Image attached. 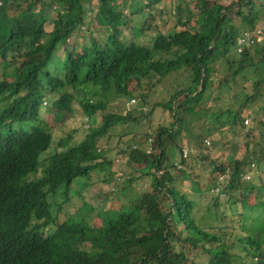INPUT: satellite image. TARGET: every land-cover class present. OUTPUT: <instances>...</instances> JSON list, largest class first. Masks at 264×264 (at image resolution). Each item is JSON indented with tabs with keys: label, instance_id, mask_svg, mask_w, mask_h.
<instances>
[{
	"label": "trees",
	"instance_id": "16d2710c",
	"mask_svg": "<svg viewBox=\"0 0 264 264\" xmlns=\"http://www.w3.org/2000/svg\"><path fill=\"white\" fill-rule=\"evenodd\" d=\"M256 1L179 0L170 12L164 5L170 0H0V264H264V183L243 180L255 167L264 171V104L252 110L264 98V44L244 40L264 19ZM166 16L168 31L157 27ZM85 30L98 34L77 47L71 39ZM173 75L182 86L163 104L172 125L153 137L146 131L144 142L119 135L116 149L106 152L100 140L150 116L153 109L141 112L139 104L149 105L153 89ZM229 92L237 108L212 111ZM131 99L135 108L127 107ZM75 102L88 128L78 142L73 134L55 142L44 114L64 124L75 115ZM250 110L254 126L246 130L244 156L233 149L219 162L204 147L209 181L195 179V160L176 152L184 149L181 134L191 119L211 116L225 134L213 143L228 150ZM119 156L130 167L119 177L127 187L99 210L89 203L62 214L58 196L64 203L83 197L79 189L89 186L91 174ZM176 162L198 196L220 185L203 214L175 185ZM139 166L149 168V188L131 185Z\"/></svg>",
	"mask_w": 264,
	"mask_h": 264
},
{
	"label": "rangeland",
	"instance_id": "374dc122",
	"mask_svg": "<svg viewBox=\"0 0 264 264\" xmlns=\"http://www.w3.org/2000/svg\"><path fill=\"white\" fill-rule=\"evenodd\" d=\"M169 1V0H168ZM222 4L227 5L230 3L232 0H220ZM179 2V0H170L169 3L164 4L168 10L170 8H174L176 4ZM264 0H257L256 1V7L255 9L259 11V13L262 15V18H264ZM163 5H161L159 8H161ZM170 11V10H168ZM171 12V11H170ZM50 16H55V13L53 10L50 11ZM168 17H164V19L158 22L157 27H161L164 25L165 26V31H168V28L170 25L168 23H165ZM239 20V19H236ZM256 25H259L264 27V19H260ZM239 26L242 27L243 24L239 22ZM52 28V25H48V30ZM261 30V29H259ZM257 33V32H256ZM264 33V30H263ZM98 34V31L90 34L86 30L78 36V38H72L71 41H74L77 47H80L82 43H90L91 37H96ZM126 37H131L130 31H127L124 33ZM264 35V34H262ZM258 37L257 38V43L258 44H264V36ZM70 41V42H71ZM169 56L165 57L168 58ZM171 57V56H170ZM1 79V75H0ZM181 84V78L176 77L175 75L171 76L167 80H164L162 83L158 84L152 91L150 98H149V105H142L139 104L138 109L142 112L144 111L145 113L147 111H153L151 112L150 116L146 117L143 121L140 123H127L123 125H118L115 127V132L113 137H110L107 139V137H103L99 145L105 147L106 152L109 150V152L113 151L116 149L118 146L119 142V135H124L128 134V136H132L136 134L138 136L137 140L144 142L143 141V136L145 132L147 131L151 137L155 136V131L158 130L160 127L165 126L169 127L172 125L174 119L172 117L171 111L169 109H166L163 104L167 103L171 96L180 89ZM231 92L227 93V95L223 96V100L218 103L217 105L213 106L212 111H226L228 108H237V101L233 98V95H230ZM241 97V96H240ZM138 102V101H137ZM156 104H159L157 107H154ZM264 104V98L259 99V101L255 104L252 105V110H258L261 105ZM137 103L135 104V106ZM132 107V108H135ZM47 106L43 109V112H45V109ZM74 108L76 110L75 115L73 117H68L67 122L62 124L60 121H56V118L54 115L49 114L45 112L44 114V120L48 124V130H51L54 134V140L57 142L61 137H65L69 134L74 135V141L78 142L81 140L83 137L82 134H84V129L88 128V123H87V117L83 114L80 106L78 103H74ZM248 111L246 114H244L245 119L249 120V123L246 124L244 121V125L246 128H244L242 131L239 130V135L236 134L234 135L230 140L229 143L232 144L231 146H227L228 150L226 149L225 145L222 142H217L213 143L214 140H217L219 138L223 139V136L225 134H222L218 132V130L215 128V125L213 124V120L211 116H208L206 118V112L203 117V119H199V117L194 116L193 119H191L189 125L187 126V130L184 129L182 134H181V142L180 145L183 148L189 149L190 155L188 159L195 160L194 163L192 164V167L190 171L192 174H194L195 179H199L204 185L208 183L209 181V174L211 171V166L207 162V160L202 159V152L207 148L210 153L212 158L219 157L220 160L219 162H223L228 156L229 153L233 150H237V157L241 158L243 157L244 150L242 149V146L247 144V134L246 130L249 128H252L254 126V123L252 121V116H251V111ZM250 112V113H249ZM98 121V120H96ZM96 125H100L101 122L98 121L95 123ZM228 128L227 125L223 128L226 129ZM142 136V137H141ZM198 137H203L204 142L200 143ZM205 139L209 141V145L205 143ZM223 141V140H222ZM202 151H201V146ZM205 147V148H204ZM177 152V158L180 159L181 155ZM54 153V149L48 150V152H45L42 154L43 156H48L50 154ZM118 161H112L113 163L110 166H106L104 168L105 171H99V172H93L91 174V180L89 181V186H84L76 187L77 185L79 186L80 180H76L74 185L75 190H80L79 193L83 196L79 195H73L69 201V203H64L65 197L63 195L58 196V200L60 205H62L63 212L62 214H65L66 212L73 214L79 209H84L87 204L91 203L94 208L97 210L103 208V206H106L108 196L111 195L113 192H117L119 190H122L124 187H127L128 181L127 179H124L123 181H119V177L122 175H126L130 171V167L125 166L122 161L121 157H118ZM192 160L190 162L192 163ZM253 176H251V179H246L244 178L243 180L248 183V185H251L252 183L255 185H260L264 183V171L257 169L256 167L253 168ZM40 171V170H39ZM137 171V182L133 183L131 185L135 184V187L137 189H142V188H149V185L151 183L152 177L147 175L149 172V168L145 166H139L135 169ZM178 172L174 173L176 180H175V185L185 191L188 194H191L193 198L196 199V201L199 202L200 206V214H203L206 210V205L212 200L213 194L215 195L216 193L210 192L207 194H203L201 196H198L196 193L195 186L194 184L189 183L187 179H182L181 178V173L179 172L180 170H176ZM131 172V171H130ZM258 172V173H257ZM147 173V174H146ZM34 174V173H33ZM32 176L34 177L35 175ZM107 175H110L109 181L107 182L108 178ZM38 177V175H36ZM213 179V178H211ZM211 183V182H210ZM220 187V186H219ZM223 188V187H222ZM212 189V188H211ZM239 198V195H237ZM250 197V196H249ZM227 197L222 196L221 202L226 203ZM234 201V200H232ZM252 206L255 205V202L253 199L250 198ZM203 204H200V203ZM234 202H230L229 204H233ZM109 205V204H108ZM115 207V206H112ZM232 209L241 208V204L238 203L236 205H232ZM230 208V206H229ZM93 223L95 225L100 224V219L98 216L94 214L93 218ZM227 226L232 225V223L226 222Z\"/></svg>",
	"mask_w": 264,
	"mask_h": 264
},
{
	"label": "built area",
	"instance_id": "2783aa9c",
	"mask_svg": "<svg viewBox=\"0 0 264 264\" xmlns=\"http://www.w3.org/2000/svg\"><path fill=\"white\" fill-rule=\"evenodd\" d=\"M256 32H257V33H256L257 35L262 34V31H261V30H258V31H256ZM251 35H252V34H251ZM244 40H245V42H247L248 40H250V43H254V39H252V37L250 36L249 33L246 34V39H244ZM242 47H243V46L238 47V52H242V51H243ZM136 103H137V100H136V99H132V100H130V101L127 103V107L131 108V107L135 106ZM245 123L248 124V123H249V120L246 119V120H245ZM205 143H207L208 145L210 144L209 141L206 140V139H205ZM151 149H152V148H149L147 152H148V153H151V152H152ZM190 152H191V151H190L189 149L184 148V149L182 150V153H181V157H182V159H187V158L189 157V155H190ZM174 165L176 166L175 168H176L177 170H180V169L182 168V165H181L179 162H176ZM161 175H162V172H161V171H159V172L156 173V176H157V177H161ZM226 178H227L226 175L220 176V177L218 178V182H222V181H224ZM245 178L249 180V179H251V175L248 174V175L245 176ZM219 191H220L219 186H217V187H213L212 190H211V192H214V193H218Z\"/></svg>",
	"mask_w": 264,
	"mask_h": 264
},
{
	"label": "clouds",
	"instance_id": "9594fccd",
	"mask_svg": "<svg viewBox=\"0 0 264 264\" xmlns=\"http://www.w3.org/2000/svg\"><path fill=\"white\" fill-rule=\"evenodd\" d=\"M259 29H261L262 34H263V28H259ZM259 29H258V30H259ZM258 30H256V31H258ZM256 31H253V32L251 33V34H252L251 37L255 38L254 41H257V38H258V37H261V35H262V34L257 35V34H256ZM262 36H264V35H262ZM250 44H253V43H250ZM131 100H132V99H131ZM137 103H138V102H137ZM131 108H132V107H131ZM219 186H220V185H219ZM219 188H220V190H221V187H219ZM219 192H220V191H219ZM219 192H218V193H219ZM213 193H214V192H213ZM216 194H217V193H216Z\"/></svg>",
	"mask_w": 264,
	"mask_h": 264
}]
</instances>
